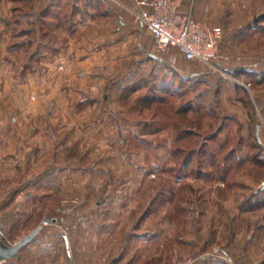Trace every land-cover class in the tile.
Wrapping results in <instances>:
<instances>
[{
	"label": "rangeland",
	"instance_id": "1",
	"mask_svg": "<svg viewBox=\"0 0 264 264\" xmlns=\"http://www.w3.org/2000/svg\"><path fill=\"white\" fill-rule=\"evenodd\" d=\"M180 2L224 29L215 65L151 56L133 1L0 0V241L41 228L3 264H264V0ZM94 41L115 78L76 100Z\"/></svg>",
	"mask_w": 264,
	"mask_h": 264
},
{
	"label": "built area",
	"instance_id": "2",
	"mask_svg": "<svg viewBox=\"0 0 264 264\" xmlns=\"http://www.w3.org/2000/svg\"><path fill=\"white\" fill-rule=\"evenodd\" d=\"M137 18L153 37L155 52L168 56L177 50L187 62L215 65L224 29L184 12L180 0H137ZM187 264H192L189 262Z\"/></svg>",
	"mask_w": 264,
	"mask_h": 264
},
{
	"label": "crops",
	"instance_id": "3",
	"mask_svg": "<svg viewBox=\"0 0 264 264\" xmlns=\"http://www.w3.org/2000/svg\"><path fill=\"white\" fill-rule=\"evenodd\" d=\"M126 1H131V2L133 1L134 5H135V9H136L134 11V13L138 12L137 3H135L134 0H126ZM123 5H124V7H130L129 5L124 4V3H123ZM195 6H196V8H195L194 12H195V15L198 16V14L200 13L198 11L200 10V8L202 6L201 7H197V5H195ZM205 10L207 12L208 6L205 7ZM122 25L125 26L126 24L122 23ZM138 29L140 30V33H142V35L144 37H146V39L150 42V46L153 47L154 46V41H153V39H152V41L150 40L152 35H151L149 30L145 27V25L141 21H139ZM113 45H114L113 43L109 44V41H107L106 43H103L102 45H100L101 50H96L95 51V50H93V48L97 47V43L95 41L91 42V43L87 42L86 44L80 45L78 47L77 46L73 47L74 48L73 50H71V47H70L69 48L70 50L65 52V56L67 57L66 58L67 61L68 62L70 61L69 63L73 62V64H75L78 68H80V70L76 71L75 74L73 75V73H71V69L69 70L68 67H67V70H69L68 71L69 73H68V76L65 77V79L74 78L76 80V82H75L76 89H77V91H78V89L80 90L79 95L76 96L77 97L76 100H79L78 96L82 95L83 93L100 94L101 91L103 89H105V87L108 86V81L112 80L113 78H115L114 74H111L109 72H106V73H102L101 72V73H99V69L101 67H106L107 68L110 64L112 66H114L115 57H113V52H114L113 51V49H114ZM69 46H70V44H69ZM180 57L182 59H184V57L182 55ZM155 59H158L159 61H163V60L166 61L167 60L166 57H159V58L155 57ZM174 60L177 61V63H181V61H182V60H180L178 58H174ZM252 70L253 69H250L249 67H242V68L238 67V74L242 75V76H244V75L246 76V74L249 75V73L252 72ZM100 79H102V80H100ZM104 96H105V99L107 101L106 94ZM107 123L108 124L111 123V120L107 119ZM258 136H259V133H258ZM120 213H121V211H117L116 212V214H117L116 216L119 217ZM55 221L56 220H54V223H55ZM94 222H95V226L97 224L100 225L99 222H98V219H97V221L95 220ZM59 223H60V220H59ZM107 224H108L107 225V233L104 236L105 238L100 236L102 234H100L98 232V229H99L98 225L96 227H94L96 229V231L95 232H93V231L91 232L90 239L88 238V236H86L88 233L86 234L85 231L82 232V235L86 236V239H84L82 241V243L84 244V246H88L89 244L86 245V243H90V247L92 248V250H96V252H98L97 254H95L96 255L95 258L97 260L99 258V255L101 254L100 253L101 248H104L105 245L107 246V253L108 254L111 253L110 252L111 249H112V251L115 249V244L114 243H115L116 227H115L114 223H110L109 222ZM129 232H127V234H130L129 238H131V239L140 240L142 237L143 238L146 237L145 234H143L140 237H138L137 235H134V234L131 235V232L130 233ZM40 235L44 236V233H40ZM124 235L126 236V232H124ZM125 236H124V238H125ZM77 238H78L77 235H73L72 234L69 237V239H67V243L71 247V253H72L73 257H75V256L80 257V255H81L80 251H79L80 244H79V241H77ZM102 240L103 241L106 240V242H103ZM39 243H40L39 241H35V244L38 245ZM21 250H20V252H21ZM20 252H19V254H20ZM102 254H103V252H102ZM18 257H19V255H18ZM12 260H14V259H9V260H5V261H1L0 260V264H3V263L8 262V261L12 262ZM113 261H114V259H113Z\"/></svg>",
	"mask_w": 264,
	"mask_h": 264
},
{
	"label": "water",
	"instance_id": "4",
	"mask_svg": "<svg viewBox=\"0 0 264 264\" xmlns=\"http://www.w3.org/2000/svg\"><path fill=\"white\" fill-rule=\"evenodd\" d=\"M259 19L256 20L258 22ZM260 129V126H259ZM41 228L36 229L32 234L25 237L13 246H9L0 241V260L5 261L13 258H17L22 248L27 246L40 232Z\"/></svg>",
	"mask_w": 264,
	"mask_h": 264
},
{
	"label": "trees",
	"instance_id": "5",
	"mask_svg": "<svg viewBox=\"0 0 264 264\" xmlns=\"http://www.w3.org/2000/svg\"><path fill=\"white\" fill-rule=\"evenodd\" d=\"M151 56H153V57H157V58H159V57H164V56H159V55H156V56H154V55H151Z\"/></svg>",
	"mask_w": 264,
	"mask_h": 264
}]
</instances>
